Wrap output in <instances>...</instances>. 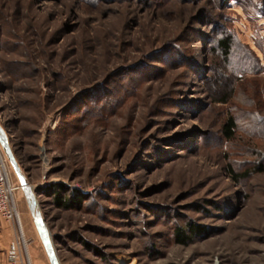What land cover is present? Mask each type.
Returning <instances> with one entry per match:
<instances>
[{
  "label": "rangeland",
  "instance_id": "obj_1",
  "mask_svg": "<svg viewBox=\"0 0 264 264\" xmlns=\"http://www.w3.org/2000/svg\"><path fill=\"white\" fill-rule=\"evenodd\" d=\"M223 30L233 65H264V0H0V126L59 264H264V69L233 75ZM0 155L20 220L0 247L51 264Z\"/></svg>",
  "mask_w": 264,
  "mask_h": 264
},
{
  "label": "trees",
  "instance_id": "obj_2",
  "mask_svg": "<svg viewBox=\"0 0 264 264\" xmlns=\"http://www.w3.org/2000/svg\"><path fill=\"white\" fill-rule=\"evenodd\" d=\"M220 34L221 35L219 37L214 39V46L212 50L215 53V55L219 53L220 56H222L221 60L223 61L224 65H227L229 67L233 75L235 76L237 75L238 77L239 74L245 72L247 68L251 69V71H248L250 73H257V72L259 73L264 69V65L262 66L261 60L254 56V52L252 50H248V52H250L249 54H251L253 58L252 62L250 61L251 64L249 62L244 61V59L242 60L241 59L242 57L241 58L239 57L238 59L240 62L239 65L238 66L233 65L235 56L238 58V56L241 55L240 53L244 52V50L241 49L240 53L238 54L237 48L239 47L238 44L236 43V39L233 34L228 33L227 30H223ZM228 96L229 93L226 94L221 101L227 102ZM236 129H237L236 119L234 116H230L223 125L222 137L227 142H231L232 140H234ZM252 170L253 169L250 167L244 168L242 170H237L234 167L233 163H230L228 166L229 176L237 183L247 180L250 177ZM55 198L57 199V202L59 204L65 207H69V202L71 201L70 198L67 201L66 198L62 197L60 193H56ZM190 231L191 233H195L193 227H191ZM176 232H177L176 239L178 243L184 244L189 240L190 236L186 235L182 229H177Z\"/></svg>",
  "mask_w": 264,
  "mask_h": 264
},
{
  "label": "built area",
  "instance_id": "obj_3",
  "mask_svg": "<svg viewBox=\"0 0 264 264\" xmlns=\"http://www.w3.org/2000/svg\"><path fill=\"white\" fill-rule=\"evenodd\" d=\"M17 188L11 183L7 163L0 155V215L7 220L19 223V213L14 198ZM22 245L19 237L10 242L6 255L8 264H22L24 262ZM0 264L2 263L0 262Z\"/></svg>",
  "mask_w": 264,
  "mask_h": 264
},
{
  "label": "water",
  "instance_id": "obj_4",
  "mask_svg": "<svg viewBox=\"0 0 264 264\" xmlns=\"http://www.w3.org/2000/svg\"><path fill=\"white\" fill-rule=\"evenodd\" d=\"M0 142L2 144V147L8 157V159L11 162V165L13 166L18 179L20 181L21 188L24 192V195L26 197L27 204L29 206L30 212L35 220L38 232L41 236V239L45 245L46 252L48 254L49 260L51 264H59L58 259L55 253V250L53 248V244L51 242V239L49 237V234L45 227V222L40 214V211L38 210V201L35 196L34 189L32 185L29 183L26 175L22 171L15 154L9 144V139L4 132V130L0 126Z\"/></svg>",
  "mask_w": 264,
  "mask_h": 264
},
{
  "label": "crops",
  "instance_id": "obj_5",
  "mask_svg": "<svg viewBox=\"0 0 264 264\" xmlns=\"http://www.w3.org/2000/svg\"><path fill=\"white\" fill-rule=\"evenodd\" d=\"M16 237L12 238L9 243L7 244L6 247L4 248H1L0 247V262L2 264H8L7 260H6V255H7V251H8V247H9V244L12 240H14ZM22 264H24V262H22Z\"/></svg>",
  "mask_w": 264,
  "mask_h": 264
}]
</instances>
